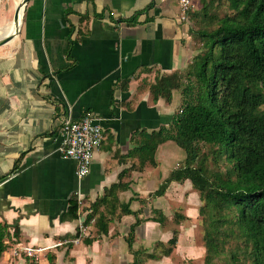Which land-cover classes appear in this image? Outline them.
Here are the masks:
<instances>
[{"label": "crops", "instance_id": "1", "mask_svg": "<svg viewBox=\"0 0 264 264\" xmlns=\"http://www.w3.org/2000/svg\"><path fill=\"white\" fill-rule=\"evenodd\" d=\"M178 14L173 0H29L17 36L0 37L12 38L0 47V264L34 263L12 255L17 245L42 249L37 264L133 262L127 235L136 218L121 215V206L130 200L138 212L148 197L160 205L181 186L171 182L153 195L178 169L173 142L158 146L155 166L143 165L135 152L140 132L169 128L180 97L172 91L169 101L153 100L151 85L161 76H183L193 58L189 27ZM86 113L97 119L103 140L79 180L76 163L58 150L57 130L63 119ZM182 185L191 189L189 180ZM112 186L117 190L107 199L116 200L114 211L109 204L93 208ZM73 198L76 218L68 216ZM151 209L166 218L162 205ZM143 220L134 239L145 228L148 235L133 248L139 243L152 253L170 232ZM169 256L162 258L170 262Z\"/></svg>", "mask_w": 264, "mask_h": 264}, {"label": "trees", "instance_id": "2", "mask_svg": "<svg viewBox=\"0 0 264 264\" xmlns=\"http://www.w3.org/2000/svg\"><path fill=\"white\" fill-rule=\"evenodd\" d=\"M197 1L198 10H188L197 56L183 76H161L150 87L153 100L169 101L172 91L181 92L182 105L169 128L140 132L135 152L143 165L155 166L159 145L171 141L183 150L182 166L153 195L159 197L171 182L185 180L199 193L204 264H264V0ZM182 77L189 79L186 84ZM116 190L112 186L93 208L109 204L114 211L116 200L107 198ZM129 204L121 206V215L136 218L127 235L131 264L169 256L177 231L166 242L168 248L159 244L160 255L143 252L141 257L142 251L133 249L135 228L144 220L137 219L139 213ZM77 208L71 199L70 218L77 217ZM99 219L104 225V217ZM165 219L160 213L150 221L162 224Z\"/></svg>", "mask_w": 264, "mask_h": 264}, {"label": "rangeland", "instance_id": "3", "mask_svg": "<svg viewBox=\"0 0 264 264\" xmlns=\"http://www.w3.org/2000/svg\"><path fill=\"white\" fill-rule=\"evenodd\" d=\"M179 1L180 0L176 2V0H173V3H174V7H177L178 9V13H179L178 17H179V21L181 22L182 21L181 19L182 10H181V7L179 6ZM189 1L191 3V6H193L192 9L198 10V8L200 7L198 1L197 0H189ZM13 3H14V0H0V26H2L5 23H9L13 19V16H14V12L12 10ZM182 22H184L185 25L188 26L189 28L192 26L193 20H190L188 18V12L185 16V21H182ZM191 42H192L191 47L194 52L193 57H196L199 52L198 51L199 44L197 42L194 43L192 40ZM2 46H5V45H2ZM192 60L193 58L191 59V61ZM181 80H182V84H186L189 79L182 77ZM179 95L180 97H179V100L177 99L175 114L179 111L182 105V102H183V94L179 92ZM168 146H170L169 148L171 149L174 148L176 150L177 155H174L172 159L173 160L176 159V162H174L175 169L180 168L185 159V154L183 150L177 147L174 143H171ZM201 146H202L201 151L207 153L208 150H206V148L203 147L202 144ZM211 160H212V157L209 156L208 158L209 165L211 164ZM185 181L187 182L188 180H185ZM182 184L183 183H180L181 186H177L176 191L175 189L172 190L170 196L164 197L160 205L159 203L157 204L154 201L155 199H153L152 197H148L147 200L144 199V203H142L143 206L141 207L140 211H138V213H140L142 217L140 220L156 219L159 217V215L153 212L151 207L154 205L155 206L162 205V207L166 211V219L163 221L162 224L159 223L157 225L159 232L169 231L170 236H172V231L178 232L177 242L175 246L172 248V252L170 253V256H169L170 262L167 261V258H162L160 260L161 262L158 264H204L205 248L203 246V241H202L204 227H203L201 217L199 216V214L194 215L193 213L194 211L195 213L197 212V209H199L202 203L199 200V193L196 190H194L192 187L191 189H188ZM167 203L169 204L170 207L166 206ZM168 210L170 211L169 214H167ZM185 214L193 215V216L186 218ZM176 215H181L185 219L182 221H179L178 218L174 217ZM113 217L115 218L116 215L114 214ZM81 228H83V226ZM143 231H141V234H138V237H135L134 242L136 243L140 242L137 240L148 235V231L146 228H145V231L144 232ZM188 239H190V241L192 240L191 242L193 244L188 245ZM138 244L135 245L133 249L138 250L139 252L142 251L141 252V257H142L144 255L142 253L145 252L147 248H144L140 246V244L139 245ZM159 244H161L164 249L168 248L166 241H162ZM163 248H161V246L159 247V245L156 246V243H155L154 246L149 249V251L157 255H160L163 251L162 250ZM145 264H153V263H145ZM216 264H221V262L217 261Z\"/></svg>", "mask_w": 264, "mask_h": 264}, {"label": "built area", "instance_id": "4", "mask_svg": "<svg viewBox=\"0 0 264 264\" xmlns=\"http://www.w3.org/2000/svg\"><path fill=\"white\" fill-rule=\"evenodd\" d=\"M181 19L185 21V16L191 6L189 0H180ZM181 21V22H182ZM60 139L58 150L61 155L73 160L76 163V176L83 179L89 174L90 166L95 150L99 148L103 140L101 126L97 123V119L91 114L86 113L78 120L63 119L57 130ZM80 205L81 200L77 199ZM74 240L73 242H77ZM65 242L58 243L52 247H56ZM40 248L22 247L17 245L12 250L13 256H19L20 253L28 258H35L33 264H37L36 255L41 252Z\"/></svg>", "mask_w": 264, "mask_h": 264}, {"label": "bare ground", "instance_id": "5", "mask_svg": "<svg viewBox=\"0 0 264 264\" xmlns=\"http://www.w3.org/2000/svg\"><path fill=\"white\" fill-rule=\"evenodd\" d=\"M22 4H23V0H20L18 19L14 20L12 24H10V25L6 26L5 28H3L2 30H0V37L7 36L8 34L13 35V38H15L17 36V34L20 30L21 19H22V14H23V5Z\"/></svg>", "mask_w": 264, "mask_h": 264}, {"label": "water", "instance_id": "6", "mask_svg": "<svg viewBox=\"0 0 264 264\" xmlns=\"http://www.w3.org/2000/svg\"><path fill=\"white\" fill-rule=\"evenodd\" d=\"M29 0H23V10H24V6L26 5V3L28 2ZM18 12H19V9L15 11L14 13V16H13V20H17L18 19ZM10 40H12L11 37L9 38H6L5 40H0V46L2 45H5L6 43H8Z\"/></svg>", "mask_w": 264, "mask_h": 264}]
</instances>
